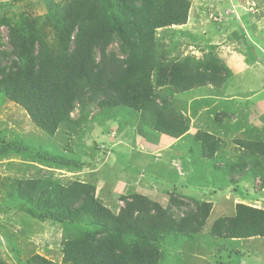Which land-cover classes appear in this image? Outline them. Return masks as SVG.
I'll use <instances>...</instances> for the list:
<instances>
[{
    "label": "trees",
    "instance_id": "16d2710c",
    "mask_svg": "<svg viewBox=\"0 0 264 264\" xmlns=\"http://www.w3.org/2000/svg\"><path fill=\"white\" fill-rule=\"evenodd\" d=\"M192 4L193 0H51L48 7L45 4V15H6L0 22L8 29L11 49L0 51V100L23 107L51 136L63 126L75 132L88 121L89 109L99 107L104 116L117 118L125 111L135 115L142 136L147 137L143 127L148 126L157 136L181 138L188 134L191 120L176 107L175 95L209 85L220 88L233 74L214 52L216 45L211 44L202 58L173 57L160 45L158 30L186 24ZM114 43L117 47L110 48ZM212 114L217 124L223 119L220 112ZM191 141L203 158L222 156L220 136L199 130ZM1 144L6 146L2 152L13 147L4 138ZM240 144L246 151L237 156L238 163L228 165L235 172L230 180L235 182V175L259 178L264 188V140L243 138ZM36 157L54 170L83 164L46 150ZM214 168L223 170L222 165ZM8 180L0 179V186ZM8 187L6 202H14L20 211L39 221L72 225L62 239L61 263L33 253L27 264H186L177 255L168 260L176 250L173 245L201 233L213 206L196 198L190 202L175 191L165 205L130 191L117 195L123 205L109 206L98 197L95 183L77 178L64 183L55 171L15 177ZM209 232L225 240L264 237V208L239 202L235 213L215 219ZM0 264L9 263L0 256Z\"/></svg>",
    "mask_w": 264,
    "mask_h": 264
},
{
    "label": "rangeland",
    "instance_id": "374dc122",
    "mask_svg": "<svg viewBox=\"0 0 264 264\" xmlns=\"http://www.w3.org/2000/svg\"><path fill=\"white\" fill-rule=\"evenodd\" d=\"M50 1L0 0V18L3 19L6 15L16 18L22 11L45 15L46 6L50 5ZM230 1L233 0H193L189 25L160 29L157 38L160 45L173 57L191 55L202 58L211 50L208 43L211 41L229 47L228 51L231 53L234 48L244 53L246 67H243L245 64L240 65V72L225 86L230 87L237 98L236 101H240L237 105L238 110H242V121L249 117L254 120L263 115L264 111V100L262 103L256 102L259 98H264V0H250L249 10L240 6L238 10L241 11L235 14L228 11L231 9ZM234 1L238 3V0ZM205 3H217L219 10L215 12L212 7L209 11L206 9V16L210 11L215 13L212 16L209 14V20L206 21L205 18L200 24L192 16L197 8ZM254 19L257 21L252 24ZM0 33V51L11 49L8 29L2 22ZM116 47V43L110 46L112 49ZM224 51L225 48L214 49L223 59L222 56L227 52ZM203 89L185 92L180 101L186 103L182 97L186 99L185 95L191 96ZM215 91L218 92L213 87L208 88L210 93ZM215 94L228 96L227 92ZM221 107L222 105L217 108L222 109ZM72 115L77 118L79 109ZM106 115H101L99 107L90 108L88 121L75 132L70 133V130L63 126L51 136L31 121L23 107L6 98L0 100V179L9 177L8 182L0 186V256L4 260L9 264H27V257L39 253L55 262L63 261L62 239L72 225L39 221L20 211L14 202H6L9 199L6 194L9 190L8 184L13 178L38 176L47 171H55V176L64 183L75 178L95 183L98 197L109 206L114 203L123 205V201L117 200V195L128 194L130 191L144 193L164 205L169 201L168 194L172 191L190 202L195 198L210 201L213 208L201 233L179 246L174 244L176 250H173L175 252L168 260L177 255L184 259L186 264H264V237L225 240L216 238L209 232L215 219L235 213L236 202L264 208L261 179L235 175L233 179L236 181L230 180L235 172L229 169L228 165L231 161L238 163L237 155H222L217 159L203 158L199 148L187 137L180 140L181 142L172 138H159L162 145H152L156 142L159 144L156 134L149 127H143L144 131L152 132L149 137L143 139L142 135L137 133L135 115L131 116L126 111L116 115L117 118H113L112 114ZM231 119H238L235 124L241 121L236 115ZM248 122L247 119L246 122L239 123L240 127L236 131L242 130V125L246 126ZM123 125V131L120 132ZM2 138L13 147L2 152L1 149L6 147L1 144ZM261 138H264V134ZM176 144L178 147L171 148ZM187 149L193 153L186 155ZM44 150L80 159L83 164L80 168L72 169L47 168L42 165L44 162L36 157ZM188 156L191 158L186 165L194 164L192 169L196 171L193 175H186L187 170L184 168L183 159ZM214 165H222L223 170L215 169ZM175 171L183 172L186 176L178 179ZM172 180H178L176 188ZM187 182L191 185L189 190H182L181 185Z\"/></svg>",
    "mask_w": 264,
    "mask_h": 264
},
{
    "label": "crops",
    "instance_id": "0c3cea01",
    "mask_svg": "<svg viewBox=\"0 0 264 264\" xmlns=\"http://www.w3.org/2000/svg\"><path fill=\"white\" fill-rule=\"evenodd\" d=\"M221 1V0H219ZM250 0H238V3H236L234 0L230 1V5H231V9L228 10L230 13H238L241 10H238L240 6H243L244 9L249 10L250 8ZM209 5V6H208ZM260 5V3H259ZM208 6V7H207ZM216 6V7H215ZM213 8L215 12H217L219 9V7H217V3H210L207 4L205 3L202 7H200L199 9L197 8V11L193 14V18L197 19L198 22L201 24L204 19L206 18V21L209 20V17L212 16L215 12L210 11L207 15V12L210 10L209 8ZM215 7V8H214ZM192 9H193V5H192ZM191 9V12H192ZM208 11H207V10ZM217 9V10H216ZM256 10H258V7H256ZM190 12V16L192 15ZM253 12V11H252ZM256 13V12H255ZM210 14V16H209ZM258 14V13H256ZM189 16V19H191ZM188 19V22L182 26L187 27L190 23V20ZM222 20H225L222 18ZM257 21V19L252 20V24H254ZM245 24V23H244ZM259 26H260V21H259ZM262 28V26L260 27ZM207 33V32H205ZM255 33V31H254ZM210 45H216L217 49L220 48H225V55L222 56L224 57L225 62L227 63V65L230 67V69L232 70L233 74L232 76L229 78V80L227 82H230L232 80V77L237 74L238 72H240V70L238 69V67L240 65H244L247 60L246 57L244 55V53H242L241 51H238L236 48H234L233 52L231 53L229 50V47H224L223 45H219V43L216 42H208ZM201 51H203L201 49ZM204 53V52H203ZM221 54V52H220ZM219 55V54H218ZM220 57V56H219ZM227 60H226V59ZM244 68L246 67V64L243 66ZM243 68V70H244ZM227 84V83H226ZM211 87H213L215 90H217L218 92L215 91V93H225L227 92L228 96L226 95H217L215 93H210L208 92V88L211 89ZM199 88H204L203 90L192 94L191 96H186L184 99L183 95L184 93H180V94H176L175 98H174V102L176 104V107L179 108L180 110H182L185 114L189 115L190 117V129L188 131V134L181 137V138H175V137H171L169 135L166 134H161L159 136L155 135L156 139L159 140V138H172L175 139L177 142H181L180 140L184 139L187 137V139H191L192 140V136L199 130L202 131H206L209 132L211 134L220 136L221 138V146L220 149L218 151V155H244V152L246 151L240 144V139L243 138H261L263 137L264 134V111H263V115H261L260 117L255 118L254 120H252V117L246 118L243 121H247V119L249 120L248 125L246 124V126L242 125V130L236 131L237 128H239V123H242V118H241V112L240 110H238V105L237 102L240 101H236L237 98L235 97V94L233 92H231L230 87L227 86H222L220 88H216L214 86H203V87H199ZM199 88H195V89H199ZM194 91L191 90L187 93H190ZM229 91V92H228ZM181 96L182 100L186 103H182L181 100ZM172 99V98H171ZM264 100V98H259V100H257L256 102H260L262 103V101ZM217 103V104H215ZM182 104V105H180ZM236 104V106H235ZM222 105V109L217 108L218 106ZM181 106L185 107L184 109L181 108ZM195 110V113L193 112ZM213 110L220 112L221 116L223 119H220L221 122H219L218 124L213 121L210 117L213 116ZM209 111H212V113L208 114ZM193 113V114H192ZM235 115L237 116V118L240 117V122L239 123H234L236 120H233L231 118L235 117ZM148 127V126H146ZM246 127V129L244 130V128ZM249 130V133H248ZM152 132H147V137L150 136ZM142 138L144 139L145 136H142ZM261 140H264V138H261ZM160 140H159V144L156 142L152 145H162L160 144ZM169 147V146H167ZM173 147H178V145L176 144L175 146H171V148ZM190 151V152H189ZM186 155H190L193 153L192 150L187 149L186 150ZM202 155V154H200ZM191 157L188 156L187 159H183V163H184V168L187 170L186 171V175H188V173L193 175V172H195L196 170H193L192 167H194V164H190V166L186 165V162L189 161ZM205 158V157H204ZM199 171V169H198ZM175 173L177 174V178L179 179L181 176L184 177L186 175H184V173L179 172V171H175ZM175 180H172V183H174V187H176V183H178V180L176 182H174ZM181 181H183V179H181ZM193 184V183H191ZM182 186V190H189V186L190 183H184L181 185ZM170 189H173L170 187ZM239 202L235 203V207L236 204ZM244 203V202H243ZM252 205V204H250ZM257 207V206H256ZM213 208V206H212ZM233 215V214H232Z\"/></svg>",
    "mask_w": 264,
    "mask_h": 264
}]
</instances>
